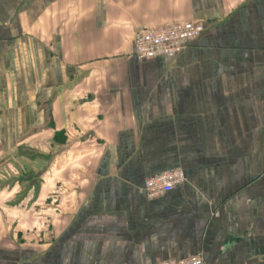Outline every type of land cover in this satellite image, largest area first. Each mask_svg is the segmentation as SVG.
<instances>
[{
    "label": "crops",
    "instance_id": "0c3cea01",
    "mask_svg": "<svg viewBox=\"0 0 264 264\" xmlns=\"http://www.w3.org/2000/svg\"><path fill=\"white\" fill-rule=\"evenodd\" d=\"M184 21L181 52L135 58ZM193 255L264 264V0H0V264Z\"/></svg>",
    "mask_w": 264,
    "mask_h": 264
},
{
    "label": "built area",
    "instance_id": "2783aa9c",
    "mask_svg": "<svg viewBox=\"0 0 264 264\" xmlns=\"http://www.w3.org/2000/svg\"><path fill=\"white\" fill-rule=\"evenodd\" d=\"M204 30L201 23L194 21L174 22L155 29H137L133 38V53L137 60L156 56L171 57L181 52L187 43ZM180 168H173L145 178L143 188L147 198H157L185 182ZM152 264H203L201 256L171 258Z\"/></svg>",
    "mask_w": 264,
    "mask_h": 264
},
{
    "label": "rangeland",
    "instance_id": "374dc122",
    "mask_svg": "<svg viewBox=\"0 0 264 264\" xmlns=\"http://www.w3.org/2000/svg\"><path fill=\"white\" fill-rule=\"evenodd\" d=\"M20 197H21L20 200L24 202V203H23L24 205H25V204L28 205V204L31 203L32 200H33V199H32V194H29V193H27V194L25 193V196L21 194ZM20 200H19V201H20Z\"/></svg>",
    "mask_w": 264,
    "mask_h": 264
},
{
    "label": "water",
    "instance_id": "95a60500",
    "mask_svg": "<svg viewBox=\"0 0 264 264\" xmlns=\"http://www.w3.org/2000/svg\"><path fill=\"white\" fill-rule=\"evenodd\" d=\"M28 177H31V174H29V176Z\"/></svg>",
    "mask_w": 264,
    "mask_h": 264
}]
</instances>
